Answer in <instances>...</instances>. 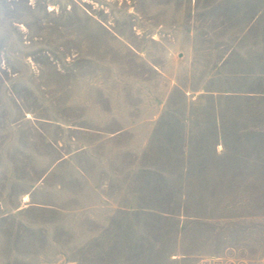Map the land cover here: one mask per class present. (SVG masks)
<instances>
[{"label":"rangeland","instance_id":"374dc122","mask_svg":"<svg viewBox=\"0 0 264 264\" xmlns=\"http://www.w3.org/2000/svg\"><path fill=\"white\" fill-rule=\"evenodd\" d=\"M0 264H264V0H0Z\"/></svg>","mask_w":264,"mask_h":264},{"label":"crops","instance_id":"0c3cea01","mask_svg":"<svg viewBox=\"0 0 264 264\" xmlns=\"http://www.w3.org/2000/svg\"><path fill=\"white\" fill-rule=\"evenodd\" d=\"M26 196V195H25ZM28 196V195H27ZM28 198H29V196H28ZM24 199H25V197H24ZM25 200H28V199H25Z\"/></svg>","mask_w":264,"mask_h":264},{"label":"bare ground","instance_id":"6f19581e","mask_svg":"<svg viewBox=\"0 0 264 264\" xmlns=\"http://www.w3.org/2000/svg\"><path fill=\"white\" fill-rule=\"evenodd\" d=\"M25 199H28V196H26Z\"/></svg>","mask_w":264,"mask_h":264}]
</instances>
